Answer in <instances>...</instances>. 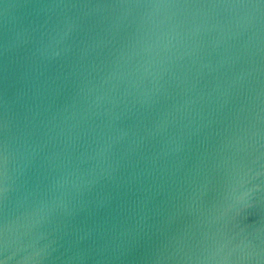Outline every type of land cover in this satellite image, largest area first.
Masks as SVG:
<instances>
[{
  "label": "water",
  "instance_id": "obj_1",
  "mask_svg": "<svg viewBox=\"0 0 264 264\" xmlns=\"http://www.w3.org/2000/svg\"><path fill=\"white\" fill-rule=\"evenodd\" d=\"M0 264H264V0H0Z\"/></svg>",
  "mask_w": 264,
  "mask_h": 264
}]
</instances>
